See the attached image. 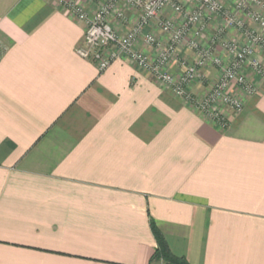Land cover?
<instances>
[{"label": "crops", "instance_id": "1", "mask_svg": "<svg viewBox=\"0 0 264 264\" xmlns=\"http://www.w3.org/2000/svg\"><path fill=\"white\" fill-rule=\"evenodd\" d=\"M77 1L92 13L105 0ZM119 8L109 21L124 33L139 12ZM219 23L205 18L201 45ZM83 32L56 0H0V264H149L148 213L190 264H264V76L252 95L230 86L243 107L218 102L222 126L193 101L217 79L211 64L187 101L126 58L98 71L75 51ZM143 32L169 37L156 22ZM194 58L179 44L168 70Z\"/></svg>", "mask_w": 264, "mask_h": 264}, {"label": "built area", "instance_id": "2", "mask_svg": "<svg viewBox=\"0 0 264 264\" xmlns=\"http://www.w3.org/2000/svg\"><path fill=\"white\" fill-rule=\"evenodd\" d=\"M190 1L194 4L191 9L180 0H105L89 13L77 0H56L57 4L68 8L72 18L83 22V38L75 51L80 57L94 62L98 71L105 70L116 59L126 58L170 87L175 95L191 101L189 84L201 80L206 64H211L217 69V79L203 97L193 101L196 109L225 126L227 119L215 104L220 102L235 112L241 111L242 101L229 91L230 86L252 95L258 89L256 79L264 76V64L258 57L264 54V0H233L231 8L227 6L228 0ZM121 3L139 12L137 22L124 33H119L109 21L112 15L118 20L124 19L119 8ZM166 9L179 15V25L170 18L161 19ZM210 15L219 17L220 23L210 44L201 45L198 38L204 32L205 18ZM152 22L168 34L166 43L152 33L143 32ZM230 30L241 36V42L225 38ZM138 40L156 49L154 58L134 47ZM182 43L195 51V58L184 63L180 73L173 74L168 65ZM217 46L222 54L217 51ZM248 68L255 79L246 74Z\"/></svg>", "mask_w": 264, "mask_h": 264}, {"label": "trees", "instance_id": "3", "mask_svg": "<svg viewBox=\"0 0 264 264\" xmlns=\"http://www.w3.org/2000/svg\"><path fill=\"white\" fill-rule=\"evenodd\" d=\"M148 223L155 240V248L149 259V264H190L185 257L174 255L153 216L148 213Z\"/></svg>", "mask_w": 264, "mask_h": 264}, {"label": "rangeland", "instance_id": "4", "mask_svg": "<svg viewBox=\"0 0 264 264\" xmlns=\"http://www.w3.org/2000/svg\"><path fill=\"white\" fill-rule=\"evenodd\" d=\"M190 84H191V83H190ZM190 84H189V85H190ZM169 88H170V87H169ZM210 88H211V87H210ZM216 104H217V103H216ZM216 104H215V107H216ZM159 264H160V263H159Z\"/></svg>", "mask_w": 264, "mask_h": 264}]
</instances>
